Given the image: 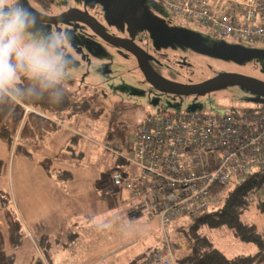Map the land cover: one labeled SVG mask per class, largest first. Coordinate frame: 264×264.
<instances>
[{
	"label": "rangeland",
	"instance_id": "rangeland-1",
	"mask_svg": "<svg viewBox=\"0 0 264 264\" xmlns=\"http://www.w3.org/2000/svg\"><path fill=\"white\" fill-rule=\"evenodd\" d=\"M160 10L161 20L171 21L172 28L184 34L183 42L141 26L137 28L141 27L139 32L142 33H136L137 28L131 30L132 26L128 29L138 39L143 40L144 32H147L153 40V50L147 54L150 56L147 63L156 82L167 87L185 88L220 73L264 82V42L220 37L207 25L171 19L165 9ZM49 14L40 16L44 18ZM116 20L130 24L127 19L118 17ZM92 22L98 24V21ZM62 24L74 25L75 31L76 27L83 29L75 21ZM45 27L66 31L65 26L59 29L60 26L53 23H45ZM73 39L76 40L75 36ZM98 40L93 39L92 42L98 50L89 47V50L97 52L82 55L84 53L79 49L69 50L75 69L67 74L63 85L66 91L77 94L71 103L80 113L60 119L51 116L50 120L58 125V129L40 142L21 140L17 133L13 136V145H21V148L16 153L14 148L8 150L0 142V229L5 234L2 211L5 204L15 212L25 231V240L16 250L14 264H30L35 257H40L46 264H128L138 255L144 257L151 255L152 251H161L166 238L175 245L177 252L174 255L186 250L188 243L180 237L179 231L186 228L191 220L183 219L172 224L164 233L158 221L133 212L134 202L129 193L116 187L112 191L108 186L112 172L121 168L123 163L117 164V156L103 146L119 141L121 148L124 147L123 155H130L142 118L159 108L172 112L223 114L230 110L242 113L264 104V98L258 93L227 81H220L192 95L159 93L142 82L141 71L127 47ZM77 45L81 43L77 41ZM225 46L237 47L243 56L223 54L220 49ZM157 53L166 54L167 58L161 61ZM119 83L131 86L130 94L115 91ZM144 92L148 93L146 97ZM21 106L25 114L37 113L36 109ZM72 110L74 108L69 112ZM71 135H78L79 139L71 145L72 150H68ZM63 153L64 156H58ZM51 158L57 160L51 162V174L48 176L39 162ZM63 170H70L72 175L56 179L55 174ZM3 199H9V205ZM219 199L214 201L210 211L219 207ZM257 206H249L241 221L257 227L264 239V213L257 211ZM38 224L42 227H36ZM76 232L80 235L79 244L72 250L71 238H75V244L78 240V234L72 236ZM199 232L228 258L253 255L258 250L254 242L239 240L226 226H200ZM61 243L68 245L62 246ZM92 252L99 256L98 260L95 256L81 259L77 255ZM102 255H105V260H100Z\"/></svg>",
	"mask_w": 264,
	"mask_h": 264
},
{
	"label": "built area",
	"instance_id": "built-area-1",
	"mask_svg": "<svg viewBox=\"0 0 264 264\" xmlns=\"http://www.w3.org/2000/svg\"><path fill=\"white\" fill-rule=\"evenodd\" d=\"M171 19L207 25L220 37L264 42V0H159ZM118 141L103 146L123 166L111 185L127 191L135 213L166 228L210 210L231 182L264 176V104L223 114L159 108L142 118L130 155ZM218 197V198H217ZM249 206L264 203V185ZM169 239L141 264H175Z\"/></svg>",
	"mask_w": 264,
	"mask_h": 264
},
{
	"label": "trees",
	"instance_id": "trees-1",
	"mask_svg": "<svg viewBox=\"0 0 264 264\" xmlns=\"http://www.w3.org/2000/svg\"><path fill=\"white\" fill-rule=\"evenodd\" d=\"M152 1L161 7L159 0ZM76 95L73 92L66 91L64 85H62L59 96L49 94L39 98L25 96L23 102L19 104L8 97L0 98V142L5 144L8 150L14 148L13 152L16 153L21 148V145H13V136L17 133L19 139L31 143L44 140L49 133L58 129V125L50 120L52 119L51 116L60 119L61 117L76 116L75 114L80 113L75 108L76 106L71 103ZM21 104L36 109L37 113L27 112L25 114ZM87 105L86 102L85 106ZM73 108L74 110L70 113L69 110ZM68 139L70 145L67 149L72 150L71 145L76 144L79 137L78 135H71ZM64 155L63 153L58 156ZM68 156L72 157V155ZM54 159L57 160V158ZM54 159H43L39 162L40 167L48 176L51 174L50 164L55 161ZM121 162L117 158V164H121ZM71 175L70 170H63L55 174L56 179L60 180ZM263 185L264 176L254 174L240 183L231 182L228 188L220 187L218 190L223 191V193L219 197V207L191 219L190 224L179 231L180 237L187 241L188 247L177 255L175 254V264H264L263 235L254 225L241 221L242 215L250 208L246 203V196L253 189L260 188ZM3 200L9 205V199ZM2 206L6 230L4 234L0 229V264H14L16 250L23 245L25 240V231L15 212L7 208L5 204ZM256 209L260 213H264V204H259ZM206 225L208 227H228L239 240L254 242L258 247L257 252L247 256L226 257L199 232V227ZM172 247L173 252H177L174 244H172ZM144 257L138 255L128 264H141ZM30 264H46V262L40 257H35Z\"/></svg>",
	"mask_w": 264,
	"mask_h": 264
},
{
	"label": "clouds",
	"instance_id": "clouds-1",
	"mask_svg": "<svg viewBox=\"0 0 264 264\" xmlns=\"http://www.w3.org/2000/svg\"><path fill=\"white\" fill-rule=\"evenodd\" d=\"M72 47V35L46 28L25 0H0V98L59 96L75 69Z\"/></svg>",
	"mask_w": 264,
	"mask_h": 264
},
{
	"label": "flooded vegetation",
	"instance_id": "flooded-vegetation-1",
	"mask_svg": "<svg viewBox=\"0 0 264 264\" xmlns=\"http://www.w3.org/2000/svg\"><path fill=\"white\" fill-rule=\"evenodd\" d=\"M73 1L77 2V6L73 5ZM25 2L27 3V5L37 14L39 15H44L47 13H51L47 16H45L44 18H52V17H57L63 13H66L68 11H72L75 13H78L84 17H86L87 19H89L91 22L92 21H98V24H93L99 29L101 30L103 33H106L107 35L114 37V38H119L121 40H129L132 41L134 45H136V42L140 43V46H137L139 52L141 53L142 57H143V62L146 65V67L149 70V66L147 63V59L148 57H150L147 54H151L152 53V46L153 42L152 39L149 38V34L147 32H144V39H138L136 37V35L134 33H131L128 31V29H131V25L132 23L134 24V22H136V24H141L142 27H144V29L147 28V26L144 24L146 23L145 21H131V18H128L124 15H120V14H115L113 13L106 5L104 4H100V3H91L89 2V0H25ZM131 2L135 5V6H141L144 8L147 17H150L154 22L162 24L163 27L166 28H172L171 26V21H163L161 20V7L157 6V4L154 3V1L152 0H131ZM58 9V10H57ZM139 16V15H138ZM122 18V19H127L128 22L130 24H126L124 23V21H117L116 18ZM70 18L69 20H66ZM64 21H75L76 23H80L83 26V29H79V28H75L76 31L73 29L74 25H64L62 24ZM47 24H51V23H47ZM53 24H57L60 26L59 29H63V27H66V31L68 33H70L72 35V37L75 36L76 40L78 42L81 43V45H77V41L73 39V49H79L80 53H84L82 55H86L90 54L91 52H97V51H93V50H89V47H93L96 48L98 50V47H96V44H92L93 39L98 41H104V42H109L106 41L104 39H102L99 35H97L94 31H92L88 25H86L81 19L77 18L76 16H67L63 19L57 20L56 22H53ZM138 27V26H137ZM137 27H133L131 30H134V28ZM151 28H153L151 26ZM154 30L156 28H153ZM142 28L140 27V29L136 30V33H142L139 32L141 31ZM156 31L158 33L161 34V32H159L157 29ZM74 34V35H73ZM78 35V36H77ZM143 35V34H142ZM97 37V39L95 38ZM91 39V40H90ZM96 43V42H95ZM99 44V42H97ZM110 43H116L117 45H122L127 47L128 51L130 54H132V57L135 60V63L137 64V61L131 51V48L129 45L121 43V42H110ZM144 43V46H142L141 44ZM94 45V46H92ZM124 49V48H121ZM159 54V53H157ZM161 61L167 58L166 54H159L158 57ZM138 66V64H137ZM150 66L152 68L153 65L150 64ZM139 67V66H138ZM150 72V70H149ZM151 74V73H150ZM141 76H142V82H144L146 85H149L150 87H152L144 78L143 73L141 72ZM142 85V83H140ZM125 85V84H124ZM123 83H119L115 86V91H123L125 93H129L131 92V90L133 89L131 86H124ZM154 88V87H152ZM145 97L148 94L147 92H144Z\"/></svg>",
	"mask_w": 264,
	"mask_h": 264
},
{
	"label": "water",
	"instance_id": "water-1",
	"mask_svg": "<svg viewBox=\"0 0 264 264\" xmlns=\"http://www.w3.org/2000/svg\"><path fill=\"white\" fill-rule=\"evenodd\" d=\"M89 2L104 4L113 13L124 15L128 18H131V21H133V22L134 21H142V23H143V21H145L146 23H144V24L147 26V28H146L147 30L155 31L156 33H158L156 31V29H157L159 32H161V34L160 33H158V34L162 35L163 37H166V38H169L172 40H176L179 42H183L185 40L184 34H182L181 32H179L178 30H176L174 28H166V27H163L162 24L154 22L150 17H147L146 12H145L143 7L135 6L131 2V0H89ZM67 16H74V17L76 16L77 18L81 19L86 25H88V27L92 31H94L97 35H99L102 39H104L106 41L121 42V43L129 45L131 48V51H132V53H133V55L137 61L139 69L144 75L145 80L152 87H154V89L156 91H158L159 93L177 94V95H192V94L201 93V92L207 90L208 88L212 87L213 85H215L216 83H218L220 81H227V82L233 83L235 85L250 89V90L258 93L259 95H261L264 98V82L256 80V79H252V78L235 77V76H232V75L227 74V73H220L219 75H217V76H215L209 80H206L204 82L198 83V84L193 85V86L185 87V88H183V87H167V86L161 85L152 78L148 68L146 67V65L143 62V57H142L141 53L139 52L137 46L134 45L132 41L121 40L119 38H114V37L109 36L106 33H103L101 30H99L89 19H87L86 17H84L78 13L72 12V11H68L66 13H63V14L57 16V17L45 18V23H53V22H56L57 20L65 18ZM131 26L137 27V26H141V24L139 25V24H136V22H134V24L132 23ZM151 26L153 28H156V29L154 30L153 28H151ZM142 28H144V27H142ZM152 42H153V40H152ZM220 50L223 54L229 55L230 57L243 56V53H241L237 47L225 46V47H222Z\"/></svg>",
	"mask_w": 264,
	"mask_h": 264
},
{
	"label": "crops",
	"instance_id": "crops-1",
	"mask_svg": "<svg viewBox=\"0 0 264 264\" xmlns=\"http://www.w3.org/2000/svg\"><path fill=\"white\" fill-rule=\"evenodd\" d=\"M119 142V141H118ZM120 143V142H119ZM121 144V143H120ZM119 144V145H120ZM118 157H116V159H117ZM117 162V161H116ZM121 164H122V162H121ZM55 182V181H54ZM109 186V188L113 191V186L111 185V182H110V184L108 185ZM69 193L71 194V190H69ZM86 203V202H85ZM71 204H72V202H71ZM84 207V206H83ZM36 227H39V228H41L42 227V224H38V225H36ZM31 234V232H28V235H30ZM76 234H78L77 232L76 233H73L72 234V236L73 235H76ZM69 236V235H68ZM79 234H78V240H77V243L75 244V238L73 239V238H71V241L73 240V243H71L70 245L72 246H74V248L72 249V250H75L77 247H76V245H78L79 244ZM69 238V237H68ZM57 242V241H56ZM61 245L62 246H64V245H68V243H61ZM159 251V250H158ZM155 252H153L152 251V254L151 255H153ZM77 255H79V258H81V259H87V258H89L90 256H92L91 258H95L96 257V259L98 260L99 258V256L96 254V253H93L92 252V254L91 253H86V254H77ZM150 255V254H149ZM148 255V256H149ZM95 256V257H94ZM148 256H145L144 257V259L146 258V257H148ZM100 260H105V255H102L101 257H100ZM110 264V263H109Z\"/></svg>",
	"mask_w": 264,
	"mask_h": 264
},
{
	"label": "bare ground",
	"instance_id": "bare-ground-1",
	"mask_svg": "<svg viewBox=\"0 0 264 264\" xmlns=\"http://www.w3.org/2000/svg\"><path fill=\"white\" fill-rule=\"evenodd\" d=\"M162 8V7H161Z\"/></svg>",
	"mask_w": 264,
	"mask_h": 264
}]
</instances>
